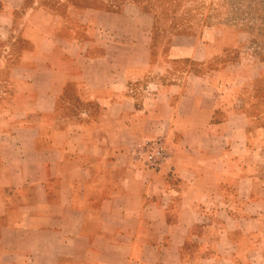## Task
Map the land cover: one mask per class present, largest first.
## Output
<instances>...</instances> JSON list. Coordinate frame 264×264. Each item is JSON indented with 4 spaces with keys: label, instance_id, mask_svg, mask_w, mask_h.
Wrapping results in <instances>:
<instances>
[{
    "label": "crops",
    "instance_id": "1",
    "mask_svg": "<svg viewBox=\"0 0 264 264\" xmlns=\"http://www.w3.org/2000/svg\"><path fill=\"white\" fill-rule=\"evenodd\" d=\"M157 19L0 0V264H264L254 85Z\"/></svg>",
    "mask_w": 264,
    "mask_h": 264
},
{
    "label": "rangeland",
    "instance_id": "2",
    "mask_svg": "<svg viewBox=\"0 0 264 264\" xmlns=\"http://www.w3.org/2000/svg\"><path fill=\"white\" fill-rule=\"evenodd\" d=\"M45 1V0H43ZM78 6L118 9L134 3L151 10L161 21V30L200 32L229 49L224 61L234 71L251 79L259 102L253 106L264 124V0H47ZM157 19V20H158ZM227 43V44H226ZM235 48H231L230 45ZM257 74V75H256ZM253 81V83H252Z\"/></svg>",
    "mask_w": 264,
    "mask_h": 264
},
{
    "label": "built area",
    "instance_id": "3",
    "mask_svg": "<svg viewBox=\"0 0 264 264\" xmlns=\"http://www.w3.org/2000/svg\"><path fill=\"white\" fill-rule=\"evenodd\" d=\"M165 157L164 150L161 146L156 145L145 153V160L150 163H156L157 161Z\"/></svg>",
    "mask_w": 264,
    "mask_h": 264
},
{
    "label": "trees",
    "instance_id": "4",
    "mask_svg": "<svg viewBox=\"0 0 264 264\" xmlns=\"http://www.w3.org/2000/svg\"><path fill=\"white\" fill-rule=\"evenodd\" d=\"M142 7V6H141ZM144 8V7H143Z\"/></svg>",
    "mask_w": 264,
    "mask_h": 264
}]
</instances>
